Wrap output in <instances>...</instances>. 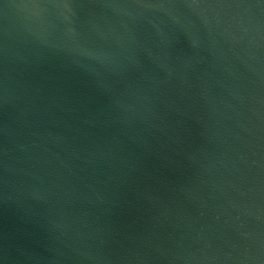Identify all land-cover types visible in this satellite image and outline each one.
Returning a JSON list of instances; mask_svg holds the SVG:
<instances>
[{
    "label": "water",
    "instance_id": "water-1",
    "mask_svg": "<svg viewBox=\"0 0 264 264\" xmlns=\"http://www.w3.org/2000/svg\"><path fill=\"white\" fill-rule=\"evenodd\" d=\"M0 264H264V0H0Z\"/></svg>",
    "mask_w": 264,
    "mask_h": 264
}]
</instances>
